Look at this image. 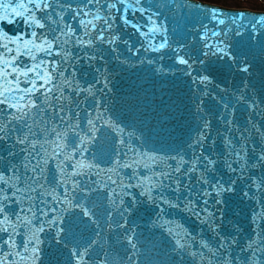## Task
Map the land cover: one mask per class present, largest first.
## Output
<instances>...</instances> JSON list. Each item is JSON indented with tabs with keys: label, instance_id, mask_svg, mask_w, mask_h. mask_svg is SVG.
Listing matches in <instances>:
<instances>
[{
	"label": "snow or ice",
	"instance_id": "snow-or-ice-1",
	"mask_svg": "<svg viewBox=\"0 0 264 264\" xmlns=\"http://www.w3.org/2000/svg\"><path fill=\"white\" fill-rule=\"evenodd\" d=\"M143 4L144 0H86L73 7L61 0H0V142L15 137L14 144L22 146L21 152L29 159L44 156L45 162L50 159L47 144L51 143L52 156L60 159L62 170L68 168L70 176L83 174L80 170L93 165L78 157L87 152L86 141L97 131V121L104 120V126L122 145L127 144L123 137L133 135L118 121L105 119L103 112L97 110L92 114L82 108L89 99L93 100V107L104 108V98L111 91L107 73L96 62H107L104 52H108L115 54L118 64L137 67L123 57L120 45L132 57L142 51L162 54L141 59L139 64L147 63L156 76L172 74L175 65L184 66L178 71L189 78L197 134L187 143L188 154L170 157L175 163H168V171L163 172L154 170V166L159 168L156 157L137 153L128 144L127 152L134 156L120 167L130 169L139 182L124 185L111 176L108 180L121 188L138 189L139 195L149 202L157 201L153 193L161 188L174 194L185 193L183 200L177 195L175 201L159 195L160 203L154 206L163 212L161 204L170 208L182 205V210L192 213L206 226L212 240H197L180 225L175 229L167 227L174 238L172 251L180 261L264 264V83L257 87L251 80L256 60H264V13L249 17L244 12L230 13L211 4L192 5L197 13L203 10L208 23H203L199 15L193 17L201 25V46L185 51V45L171 46L167 29L159 20L162 13L150 11L151 6L146 8ZM137 13L143 23L136 20ZM66 16H70V21ZM128 29L143 38L140 47L124 39ZM241 42L243 48H238ZM169 54L174 65L155 66L157 59L162 61ZM209 61L227 66L212 68V73L223 75L230 70L244 74V78L230 99L225 101L220 96L222 104L206 108L205 98L211 97L217 87L209 74H201V69L209 72ZM84 65L97 73L88 84H81L76 73ZM99 94L102 95L97 103ZM82 132L85 134L81 135ZM33 137L43 138L44 142H34ZM76 139L79 143H73ZM217 143L221 146L219 152ZM41 167L40 163L30 167L25 164L21 171L13 165L7 174L0 171V264H41L45 233L53 229L55 243L68 247L61 240L65 217L56 208L65 200L41 192L39 181L25 175ZM141 167L145 171L138 173ZM110 171L117 174L115 169ZM238 186L241 202L251 205L250 234L246 239H241L239 224L227 218L229 198L237 193ZM112 195L117 194L113 191ZM77 207H82L81 219L97 223L94 212L86 205ZM12 208L14 211H10ZM121 217L115 227L127 229V218L123 213ZM157 219H161L159 213ZM169 223L174 222L162 220L160 226ZM118 242L129 246L128 259H132L138 249L135 228L124 233ZM98 244L93 239L79 247H68L72 264H118L107 250L93 258Z\"/></svg>",
	"mask_w": 264,
	"mask_h": 264
},
{
	"label": "water",
	"instance_id": "water-1",
	"mask_svg": "<svg viewBox=\"0 0 264 264\" xmlns=\"http://www.w3.org/2000/svg\"><path fill=\"white\" fill-rule=\"evenodd\" d=\"M146 1L149 6H151L150 11H159L162 13V15L159 16V20L164 22L166 26H169L171 18L175 20L174 23L181 22L184 27H186L189 22H192L191 43H186L185 40H178L168 36L173 48L185 45V51H188V46L193 48H199L201 46L198 33V29L201 28V25L195 23L193 17L199 15V19L205 24L208 23V20L202 9L197 13L195 9L192 8V5L204 4L193 0H191L190 4L189 0ZM61 2L71 3L73 7H75L76 3H84L86 0H61ZM153 2H156V4L152 5ZM163 8L166 10H162ZM241 12L248 14L249 17L257 14L246 11ZM66 20L70 21V16H66ZM136 20L139 23H143V20L140 19V17L136 18ZM123 35L124 39L128 40L130 45L140 47V45L144 43L143 38H140L138 34H134L133 30L126 31ZM237 47L243 48V42L238 44ZM120 51L122 52L123 57H127L132 63L136 64L137 67L130 68L118 64L114 59L115 54L111 55L108 52H104L107 62L100 60L96 62V65L107 73L110 81L111 91L107 94L104 100H108L109 98L112 99L113 97L119 106L118 108H120L118 115H114L115 120L123 126H127L128 116L121 114V111L124 110V112H126L130 110L131 124L138 125L137 128L130 127L129 129L128 133L133 134L131 136L133 138L132 141L136 142L138 138H140V140H147L151 135V138L156 142L155 144L145 145L144 151L137 149L135 146L132 147L137 153H147L148 155L156 157V161H163L164 158H166V155L159 152L170 153L174 151V149L164 148L162 145L176 147V151L172 156L187 155L189 152L187 143L191 137H194L197 134V121L194 109L191 107L192 93L190 92L191 85L189 84V78L178 71V69L183 68L184 66L175 65L172 74L156 76L147 63L140 65L139 61L141 59L146 60L149 57H159L162 54L142 51L137 57H132L127 52L124 45H120ZM172 65H174V61L170 59L169 54L164 55L162 61L157 59L155 66L168 67ZM206 67H209V72L205 73L202 71L201 74H209L212 77L213 85L217 86L212 92V96L205 98L204 106L208 108L215 107L218 103L222 104L223 102L220 100V96H224L225 101L230 99L235 88L244 78V74L230 72V70L225 71L223 75L212 73V68H226L227 66H221L220 64L212 63L211 61H209V65ZM90 69L95 71L93 67H90ZM252 73L251 80L253 83L257 84V87H259L260 83H264V60H256L255 66L252 68ZM84 84L87 83L84 81ZM217 93H219V95ZM100 95L102 94H99L98 96L100 97ZM173 107H175V110H173ZM87 112L92 114L96 113L94 110H88ZM85 128L87 129V125H85ZM111 135L112 133L109 131H96L91 133L85 146L88 149L96 143L97 140L104 143L108 139H112L110 138ZM13 141V139H9L6 142H0V154L4 153L8 148H11V151L14 154L10 159V162L6 165L3 164L0 159V170L7 171V169L13 165L20 170H23L25 164H29V167L31 164L36 163L42 165L39 171L33 172V177L39 181L38 187L41 192L45 191L43 189L45 185L52 186L51 190L53 191L54 196L58 200H65V203L57 204L56 208L57 212L65 217L63 225L65 234L61 237V240L65 241L68 247H79V245H76L78 241L74 239L71 241L70 239V237L80 233L79 228H74V225L72 229L67 230L68 221H70L68 214L74 209H77V206L75 205L76 202L79 199H82V204L92 210V206H103L99 205V203L104 199H108L110 196V198L105 201V207L103 210H93L97 223H91L85 219L86 224L81 228L86 234L85 240L96 239L99 241V244L93 249V258H95L96 255H103L104 251L107 250L110 258L118 261V264H134L135 261H137V264H189L187 260L180 261L179 257L173 253L172 247L174 245V238L169 235L167 231V227L169 226L161 227V221L157 219V214L159 213L160 217H162L163 212H160V209L155 207L154 203H160L159 195H164L171 199L170 191L162 188V191H158L157 194L153 193L154 196H157V201L149 202L148 200H145L148 201L146 207H140L141 204H139V199H136L138 200L137 202L128 195L130 187H127L128 191L123 189V192L116 193L117 195L113 196L112 193L113 191L116 192L117 187H120L119 184L109 183V185L105 186L107 189L91 187L87 182L77 186L75 183L77 177H81L86 173H93L97 170L94 159L90 162L93 165L91 169L80 170L83 174L70 176V170L66 167L62 170L60 159L52 156L54 146L51 143H48L50 146L47 149V155L50 159L45 162L44 156H40L39 158L32 157L29 159L27 154H24L20 159H15L14 156L17 155L16 150L19 148V145L14 144ZM73 143H79V140H74ZM110 146L118 158V168H121V163L132 159L134 156L133 152H127L128 144L122 145L116 138ZM147 148L158 152H147ZM216 149L217 151L219 149L221 151L219 143H217ZM205 151H208V149L206 148ZM18 152H21V147L18 149ZM106 152H109V150L105 149L104 153ZM125 152H127V155H124ZM103 155V153L100 154V159ZM168 163L175 162L169 159ZM138 170H140V168ZM164 171H168L167 165L165 166ZM105 174L104 171H101V176L99 178L101 181H105ZM108 175L110 176V174ZM117 180L124 185H131L134 181L132 178L115 179V181ZM166 184H170V181H166ZM65 194H67L66 197ZM184 194V192L178 193L181 200H183ZM175 200L176 198L172 201ZM250 206V204L241 202L238 186L237 193L229 198L227 206L229 211L227 212V218L229 220L234 219L236 223L239 224L242 230L241 239H245L247 235L250 234L248 224V211ZM161 207L163 208V211L166 209L168 212L174 213L176 215V225H180L181 229L187 230V232L190 235L195 236L197 240L201 237L209 241L212 240V238L208 236H212V234L208 232L206 226L201 224L199 219L192 213L182 210V205L178 208H170L161 204ZM10 211H14V208L10 209ZM81 211L82 208L80 214H82ZM121 213L127 218L129 225L127 229H118L115 227L116 224L121 222ZM233 213H236L237 215L234 216ZM154 221L155 224L153 223ZM168 221H170V219ZM185 225L188 228L184 229ZM131 228H135L138 249L135 254L132 255V259H128L130 255L129 246L126 243H120L118 241H120L124 233L128 232ZM97 232L99 233V236L96 235ZM78 243H80V241ZM100 245H103V248L100 247ZM68 247L56 244L55 233L52 234L46 232L43 245V260L41 264H72V258L69 255ZM237 250L238 249H236V251Z\"/></svg>",
	"mask_w": 264,
	"mask_h": 264
},
{
	"label": "rangeland",
	"instance_id": "rangeland-1",
	"mask_svg": "<svg viewBox=\"0 0 264 264\" xmlns=\"http://www.w3.org/2000/svg\"><path fill=\"white\" fill-rule=\"evenodd\" d=\"M230 7H245L250 9H264V0H205Z\"/></svg>",
	"mask_w": 264,
	"mask_h": 264
}]
</instances>
